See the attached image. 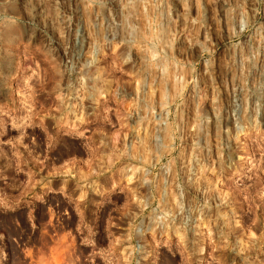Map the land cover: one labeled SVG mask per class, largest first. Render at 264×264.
<instances>
[{"label": "rangeland", "instance_id": "1", "mask_svg": "<svg viewBox=\"0 0 264 264\" xmlns=\"http://www.w3.org/2000/svg\"><path fill=\"white\" fill-rule=\"evenodd\" d=\"M0 264H264V0H0Z\"/></svg>", "mask_w": 264, "mask_h": 264}, {"label": "clouds", "instance_id": "2", "mask_svg": "<svg viewBox=\"0 0 264 264\" xmlns=\"http://www.w3.org/2000/svg\"><path fill=\"white\" fill-rule=\"evenodd\" d=\"M146 2V0H145ZM121 3L123 4V0H121ZM89 7L91 6L90 3L88 5ZM127 7V5H124ZM241 16L245 17L246 13L241 12ZM70 19V18H69ZM36 26L31 27L25 30L24 32V39L26 41H41L45 44V46H49L51 43L54 42V34L49 35L51 29L47 28L44 24H42L39 21L35 22ZM245 29L242 27L241 31H244ZM61 38L64 39L65 44L64 48H61V51L64 52V59L68 60H76L77 57L79 56L80 58L83 57V54L87 51H92L96 52L101 49L102 46V41L104 44H112L115 40V37L113 38V41L107 40L106 37L102 36L100 32L97 30L95 25H92L91 22L89 21V26L88 29L86 30L85 25L83 21L80 23L79 27L75 29L74 34H73V39L72 43L70 44L67 40V38L64 35L63 28L61 29ZM56 46L60 48L59 41H55ZM121 45L127 43L125 40H121L119 42ZM130 47H135V44H132ZM66 49V52L64 51ZM165 54L163 52V49H161L159 52H153L151 56L152 61H157V60H165ZM132 59V53L129 51L128 56H127V61H131ZM33 142L35 143V137L33 138ZM49 147H52V141L49 140ZM179 187V185H177ZM97 192L101 196H103V193L100 192L99 189H96ZM183 197V193L181 192L179 195L172 194V202L174 205L177 207H182L181 200ZM207 206V205H206ZM169 213H165V216H168ZM164 225L162 223H155L154 227H151L148 229V232H155L156 228L163 227ZM35 227V225H33ZM223 237V233H221ZM225 240V246L226 245V237H224ZM135 249L129 252V256L133 254Z\"/></svg>", "mask_w": 264, "mask_h": 264}]
</instances>
